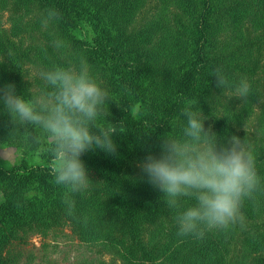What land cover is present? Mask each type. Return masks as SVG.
<instances>
[{
  "label": "trees",
  "instance_id": "trees-1",
  "mask_svg": "<svg viewBox=\"0 0 264 264\" xmlns=\"http://www.w3.org/2000/svg\"><path fill=\"white\" fill-rule=\"evenodd\" d=\"M148 6L149 17L139 19ZM49 8L60 19L45 27ZM57 38L63 55L52 46ZM80 59L113 98L100 122L117 124V154L81 156L93 182L73 197L69 215L47 143L16 128L0 104V142L23 150L18 162L0 163V264H15L31 236L66 226L122 264H264V194L256 206L245 202L244 228L181 237L178 210L137 167L148 151L159 154L163 134L180 133L181 111L192 102L219 138L245 139L264 180V0H0V85L13 83L17 94L30 96L45 86L38 76L24 81L27 62L39 72ZM215 66L232 82L247 78L249 96L217 88ZM194 203L184 198L179 211Z\"/></svg>",
  "mask_w": 264,
  "mask_h": 264
},
{
  "label": "clouds",
  "instance_id": "clouds-1",
  "mask_svg": "<svg viewBox=\"0 0 264 264\" xmlns=\"http://www.w3.org/2000/svg\"><path fill=\"white\" fill-rule=\"evenodd\" d=\"M59 19L58 10L49 8L41 22L46 27ZM52 46L64 54L63 40L54 39ZM37 76L45 87L30 96L17 94L13 83L0 85V104L16 128L47 143L54 160L53 182L65 190L63 203L67 213L74 215L73 197L86 192L93 182L81 156L96 149L117 154L113 139L118 134L117 124L100 122V117L108 114L105 105L113 98L83 59L41 69ZM210 76L217 88L237 99H246L251 92L247 78L232 82L222 66L213 67ZM194 109L192 102L183 107L180 133L163 134L159 154L148 151L137 167L140 179L162 194L169 209L178 210L174 217L177 235L203 239L207 232L237 225L244 228L242 208L246 201L258 204L264 180L245 139L235 134L219 138L211 126L205 127L202 112ZM184 198L195 203L179 211Z\"/></svg>",
  "mask_w": 264,
  "mask_h": 264
},
{
  "label": "rangeland",
  "instance_id": "rangeland-1",
  "mask_svg": "<svg viewBox=\"0 0 264 264\" xmlns=\"http://www.w3.org/2000/svg\"><path fill=\"white\" fill-rule=\"evenodd\" d=\"M150 10L148 6L139 19L149 17ZM2 21L5 27L9 26L6 12L3 13ZM24 71V81L33 83L38 73L34 63L27 62ZM251 123L250 130H254ZM22 154L23 150L16 144L0 142V163H16ZM15 256V264H122L118 257L104 252L100 247L81 242L68 226L51 231L46 236H31L25 245L17 249Z\"/></svg>",
  "mask_w": 264,
  "mask_h": 264
}]
</instances>
